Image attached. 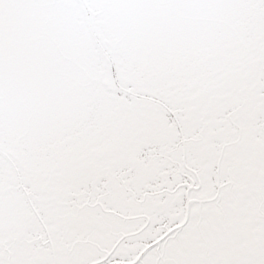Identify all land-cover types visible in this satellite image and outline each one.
<instances>
[{"label":"snow or ice","instance_id":"1","mask_svg":"<svg viewBox=\"0 0 264 264\" xmlns=\"http://www.w3.org/2000/svg\"><path fill=\"white\" fill-rule=\"evenodd\" d=\"M0 264H264V0H0Z\"/></svg>","mask_w":264,"mask_h":264}]
</instances>
